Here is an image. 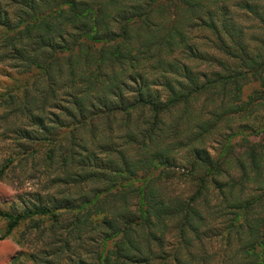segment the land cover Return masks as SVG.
Instances as JSON below:
<instances>
[{"label": "trees", "instance_id": "trees-1", "mask_svg": "<svg viewBox=\"0 0 264 264\" xmlns=\"http://www.w3.org/2000/svg\"><path fill=\"white\" fill-rule=\"evenodd\" d=\"M0 64L33 264H264V0H0Z\"/></svg>", "mask_w": 264, "mask_h": 264}, {"label": "rangeland", "instance_id": "rangeland-1", "mask_svg": "<svg viewBox=\"0 0 264 264\" xmlns=\"http://www.w3.org/2000/svg\"><path fill=\"white\" fill-rule=\"evenodd\" d=\"M6 75L16 78L18 75L6 64H0V88L8 85L10 79ZM256 83L245 87V94L256 88ZM2 156L0 153V163ZM18 169L0 179V210L19 212L23 209L24 193L41 188L46 181L45 176L36 174L32 179L17 178ZM23 177V176H22ZM45 191H43L44 193ZM27 198V197H26ZM26 201V200H25ZM7 221L0 218V264H33L31 255H39V251L49 240L50 221L46 218L34 217L32 220L21 222L9 235L3 237ZM65 257L61 264H69Z\"/></svg>", "mask_w": 264, "mask_h": 264}]
</instances>
